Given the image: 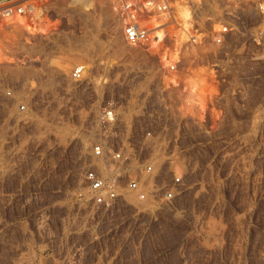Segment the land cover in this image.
I'll return each instance as SVG.
<instances>
[{
	"label": "built area",
	"instance_id": "1",
	"mask_svg": "<svg viewBox=\"0 0 264 264\" xmlns=\"http://www.w3.org/2000/svg\"><path fill=\"white\" fill-rule=\"evenodd\" d=\"M113 1L124 43L157 60L175 103L142 101L130 113L127 101L100 102L72 141V173L118 248H150V264H165L184 239L159 251L162 223L189 218L193 187L215 205L218 222L228 202L245 205L252 221L256 197L264 198V0H187L185 23L181 0ZM39 11L38 0H0L6 25H36ZM86 71L73 65L68 80L79 85ZM36 113L33 98L18 101L14 131Z\"/></svg>",
	"mask_w": 264,
	"mask_h": 264
},
{
	"label": "rangeland",
	"instance_id": "2",
	"mask_svg": "<svg viewBox=\"0 0 264 264\" xmlns=\"http://www.w3.org/2000/svg\"><path fill=\"white\" fill-rule=\"evenodd\" d=\"M38 4L36 25L0 22V264H150L152 249L118 248L107 219L88 213L72 141L106 99L127 101L132 113L142 101L173 107L174 95L157 60L124 43L113 0ZM79 63L87 71L73 85L68 74ZM29 98L37 113L14 131L17 102ZM186 199L189 218L163 221L158 235L159 251L184 239L165 264H264V198L256 197L252 221L245 205L223 203L221 222L197 186Z\"/></svg>",
	"mask_w": 264,
	"mask_h": 264
},
{
	"label": "bare ground",
	"instance_id": "3",
	"mask_svg": "<svg viewBox=\"0 0 264 264\" xmlns=\"http://www.w3.org/2000/svg\"><path fill=\"white\" fill-rule=\"evenodd\" d=\"M185 3H187V0H181V2H178L177 3V6H178V8H179V14H180V17H181V19H182V21H183V23H185V21H186V19H187V17H188V9H187V5L185 4ZM203 13H209V10H203L202 11ZM157 36L158 37H161L160 36V34L159 33H157ZM128 47V46H127ZM130 49H132V48H130ZM134 50H137V49H134ZM60 66V68L63 70V69H65L66 67V65L65 64H60L59 65ZM61 77L63 76V78L65 79V75H60ZM60 77V78H61ZM63 79V80H64ZM58 80V79H57ZM65 81V80H64ZM66 82H68V81H66ZM129 112H130V110H129ZM175 170L177 171V172H179V173H182L183 171H184V166H183V164L182 163H177L176 165H175ZM21 261V260H20ZM20 263V262H19ZM27 263H28V261H27Z\"/></svg>",
	"mask_w": 264,
	"mask_h": 264
}]
</instances>
